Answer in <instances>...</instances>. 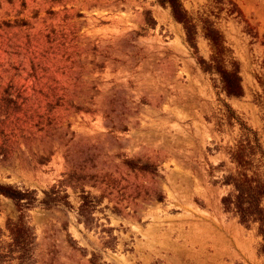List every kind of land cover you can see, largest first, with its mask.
<instances>
[{
	"label": "rangeland",
	"instance_id": "1",
	"mask_svg": "<svg viewBox=\"0 0 264 264\" xmlns=\"http://www.w3.org/2000/svg\"><path fill=\"white\" fill-rule=\"evenodd\" d=\"M183 1L202 56L212 53L204 21L224 31L243 96H228L205 71L186 25L159 0H0V181L35 190L43 264L75 258L79 237L100 255L115 248L110 264H171L156 260L155 246L141 248L138 224H116L109 208L118 218L171 210L190 200L182 192L207 204L199 192L219 191L205 180L224 177L242 133L223 118L220 98L264 140V13L238 0ZM15 213L0 192L3 243ZM257 226L228 264H264Z\"/></svg>",
	"mask_w": 264,
	"mask_h": 264
},
{
	"label": "trees",
	"instance_id": "2",
	"mask_svg": "<svg viewBox=\"0 0 264 264\" xmlns=\"http://www.w3.org/2000/svg\"><path fill=\"white\" fill-rule=\"evenodd\" d=\"M159 2L170 6L176 19L186 25L189 41L196 50L199 62L205 71L219 75L221 89L228 96H243L245 86L240 64L237 59H229V48L222 28L210 19L204 21V31L212 47L211 56L207 59L200 54L194 37V26L189 19L190 11L184 1ZM260 79L264 85V77ZM220 103L223 106L222 114L225 115L223 118H226L231 126L240 124L242 130L230 147L232 164L221 179V182L232 184L234 187L233 191L223 198V202L226 208L239 215L241 222L247 227L254 223L258 225V234L263 238L260 252L264 254V141L260 131L250 126L229 101L220 98ZM226 164L222 162L219 166ZM0 192L16 202V213L9 215L6 221V230L11 237L7 243L2 242L5 229L0 226V264H36L37 234L30 214L31 209L36 206V192L2 181Z\"/></svg>",
	"mask_w": 264,
	"mask_h": 264
},
{
	"label": "crops",
	"instance_id": "3",
	"mask_svg": "<svg viewBox=\"0 0 264 264\" xmlns=\"http://www.w3.org/2000/svg\"><path fill=\"white\" fill-rule=\"evenodd\" d=\"M238 1L242 2L244 6L253 5L258 13H264V0ZM258 77L259 79L264 77V72L258 74ZM228 154L230 156L229 152ZM222 162L224 160H221ZM208 176L209 181L205 180L208 183L205 186L211 187L212 179L216 184L219 183L217 185L219 191L205 190L199 192L207 204L199 203L189 195V192H182V198L190 197V200H180L176 208L171 210H164L161 206L140 207L139 215L134 217L126 214L122 218H118L115 215L117 213L113 211L116 208L110 207L109 217L116 224L118 221L138 224L142 237L141 248L147 245L155 246L154 252L158 262L171 264H228L230 250H237L238 247L243 246L246 232L251 228L241 222L239 215L234 210H229L224 205L223 198L233 191V185L222 183V178H219L218 175L209 173ZM131 209H137V207H131ZM148 217L150 220H148ZM76 228L79 231L78 233L82 234L81 229ZM255 230L259 235L256 228ZM151 234H153L156 243L149 244L148 235ZM38 246L40 244H37L36 264H43V261L39 258ZM79 246L76 257H66V260L64 258L63 264H110L111 261L117 259L115 248L111 249L109 245L105 247V250H108L107 253L105 252L106 256L100 255L97 250L96 252L92 251L93 247L85 237H79ZM70 250L73 252V248ZM40 255L42 254L40 253ZM139 255L141 257L145 256L142 249ZM128 260L131 261V257ZM145 260L148 261L149 257ZM44 264H47V262L44 261Z\"/></svg>",
	"mask_w": 264,
	"mask_h": 264
}]
</instances>
